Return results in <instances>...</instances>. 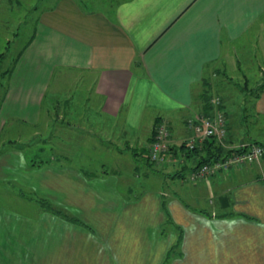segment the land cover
I'll return each instance as SVG.
<instances>
[{
  "label": "crops",
  "instance_id": "0c3cea01",
  "mask_svg": "<svg viewBox=\"0 0 264 264\" xmlns=\"http://www.w3.org/2000/svg\"><path fill=\"white\" fill-rule=\"evenodd\" d=\"M48 1L4 70L0 188L17 195L22 211L0 203V264H264V155L260 164L199 181L218 196L215 206L198 209L153 190L124 193L123 177L112 171L88 174L61 158L33 161L26 135H5L10 126L35 128L51 83L64 79L87 86L99 116L123 127L127 141L143 146L165 123L172 134L165 160L190 174L199 159L180 149L194 136L186 120L204 116L203 85L222 74L228 58L236 68L243 67L239 54L256 61L262 77L253 115L264 129V0ZM224 105L228 148L257 141L230 130Z\"/></svg>",
  "mask_w": 264,
  "mask_h": 264
},
{
  "label": "rangeland",
  "instance_id": "374dc122",
  "mask_svg": "<svg viewBox=\"0 0 264 264\" xmlns=\"http://www.w3.org/2000/svg\"><path fill=\"white\" fill-rule=\"evenodd\" d=\"M47 1L10 0L8 4L0 5V55L3 54L0 56V95L6 84V78L1 73L10 67L20 49L28 42L37 14L48 5ZM238 57L240 65L243 64L242 68H236L235 59L228 58L222 74L211 78L210 86L203 85V90H207L210 97L223 99V104L226 105L227 102L226 107L230 106L232 114L229 122L233 133H239L236 134L238 137L243 135L246 139H254L264 145V129H260L261 123H257L253 115L258 79L262 76L258 74L255 60L246 59V56L240 54ZM246 60L250 62L245 63ZM258 61L264 62V58L260 56ZM55 82L51 83L50 95L43 104L41 118L35 128L17 129L10 126L5 131L7 137L15 131L26 135L24 140L31 143L27 153L33 161L40 162L48 157L60 161L61 158L63 162L72 163L88 174H98L102 170L108 173L112 171L123 177L118 187L124 193L128 192V188L133 194L142 190H153L166 193L170 197H178L184 204L198 209H209L210 205L217 204L218 193H208L202 187L203 182H192L188 168L182 167L180 163L169 165L165 160L163 164L155 163L149 168L140 157L135 158L129 149L140 144L131 139L127 141L129 137L127 138L123 127L116 128V124L99 116L87 86L73 88L64 79ZM53 86L58 88L55 91L57 98L51 96L54 93ZM179 170L182 176H177L176 172ZM221 175L227 176V173L223 172ZM2 191L0 188L3 201L0 203L15 211H22L18 206L21 201L16 199L17 195H9L8 190L3 194Z\"/></svg>",
  "mask_w": 264,
  "mask_h": 264
},
{
  "label": "built area",
  "instance_id": "2783aa9c",
  "mask_svg": "<svg viewBox=\"0 0 264 264\" xmlns=\"http://www.w3.org/2000/svg\"><path fill=\"white\" fill-rule=\"evenodd\" d=\"M210 106L214 109L212 116L189 117L186 120V127L193 132L194 136L186 141L189 149L195 146V139L203 140L213 138L221 146L228 148V120L222 102L219 97L210 99ZM172 134L168 126L161 122L155 127L153 142L148 147V156L151 162L163 164L166 155L170 151V141ZM241 150L232 154L224 160L214 163L202 164L189 174L190 180L194 183L207 178L221 175L229 170L242 168L243 166L259 164L264 155V148L257 143H244L236 146Z\"/></svg>",
  "mask_w": 264,
  "mask_h": 264
},
{
  "label": "trees",
  "instance_id": "16d2710c",
  "mask_svg": "<svg viewBox=\"0 0 264 264\" xmlns=\"http://www.w3.org/2000/svg\"><path fill=\"white\" fill-rule=\"evenodd\" d=\"M2 55H0V56L2 57ZM6 73H7L6 71H3L1 73L3 78L6 75ZM256 96H257V94L255 95V97ZM201 98H202L201 114H203L204 116L211 115L212 114V107L210 106V102H209L211 97L207 93V90L203 91ZM222 107H223V104H222ZM156 126H157V124H156ZM154 133H155V128L152 131L151 136L148 139V141H146L145 145L135 146L134 148L129 149L132 152L133 156H135V158L140 157L141 160L145 162V165L149 168H152V166L155 165V163L150 161L149 156H148V147L153 142ZM199 141H200V143L198 145L195 144L193 149H189L185 143H182L180 145V149L184 150L183 151V152H185L184 155H186L187 157L198 156V159H199L198 163L199 164L196 168H198L202 164L214 163V162L219 161V160H224V159L228 158L229 156H231L232 154H235V153L241 151V150H237L235 148H225V147L221 146L213 138H209V139L207 138V139H203V140H199ZM253 143H257L264 148V145L260 142H257V141L254 142L253 141ZM48 162H51V159L49 157L46 160L40 161V163H42V164H45ZM37 203L43 209L50 211L56 215L61 216L63 219H65L68 222L79 223V221L77 219L66 215L65 213H63L60 210L53 207L49 202H47L41 198H37ZM176 248H177V244L174 245L173 247H171V249L169 250V252L167 254L166 259H168V257H170V255L172 254L173 251L176 250Z\"/></svg>",
  "mask_w": 264,
  "mask_h": 264
}]
</instances>
